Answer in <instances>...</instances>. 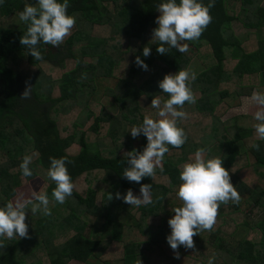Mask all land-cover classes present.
<instances>
[{
  "label": "trees",
  "instance_id": "16d2710c",
  "mask_svg": "<svg viewBox=\"0 0 264 264\" xmlns=\"http://www.w3.org/2000/svg\"><path fill=\"white\" fill-rule=\"evenodd\" d=\"M262 0H215L211 23L200 38L188 41L211 62L196 73L191 88L197 100L185 102L187 118L178 120L187 139L168 145L163 171L140 183L123 178L126 152L141 150L146 137L128 130L155 117L153 96L167 98L158 81L177 70L167 63L172 49L159 54L151 39L160 0H69L68 14L76 22L71 34L53 52L38 45L42 59H34L19 38L26 25L18 12L36 0H4L0 5V206L11 201L18 186L45 174L50 216L26 210L28 238L3 239L0 264H264V141L256 139L253 115L236 113L222 118L238 104L245 89L264 91V6ZM207 4L208 0H203ZM241 23L249 35L237 42L224 33ZM149 46L150 55L142 54ZM139 56L148 65L135 63ZM128 66L119 73L123 59ZM31 86L29 98H21ZM116 107L107 110L103 96ZM111 105V104H110ZM72 116L64 125L58 119ZM197 127L196 133L189 130ZM259 143L260 149L250 145ZM203 148L206 157L222 158L240 194L238 202L220 203L211 230L193 236L194 248L173 250L166 241L176 196L179 169ZM123 151V153H122ZM125 152V153H124ZM33 156V175L24 177L19 164ZM66 156L74 183L71 197L59 204L51 197L55 183L47 177L49 157ZM82 179L83 186L76 185ZM151 184L152 203L139 207L115 196L140 184ZM109 194L112 198L108 199ZM114 253V254H112ZM149 258L156 259L150 263ZM112 261H115L113 263Z\"/></svg>",
  "mask_w": 264,
  "mask_h": 264
},
{
  "label": "clouds",
  "instance_id": "9594fccd",
  "mask_svg": "<svg viewBox=\"0 0 264 264\" xmlns=\"http://www.w3.org/2000/svg\"><path fill=\"white\" fill-rule=\"evenodd\" d=\"M3 3L4 0H0V5ZM214 5L215 0H208L207 4L203 0H160L156 6L159 12L155 18L156 27L151 36L154 43L158 42L157 53L165 54L172 48L186 53L189 46L185 41L200 38L212 21L210 9ZM68 7L69 0H36L34 5L25 3L18 12L19 21L26 25L19 42L26 46L34 59H42L38 45L59 47L71 34L76 18L68 14ZM150 51L149 46H144L143 56H149ZM135 63L144 70L148 68L139 56L135 57ZM195 79V72L182 68L165 74L157 82L162 92L168 94L167 98L162 100L160 96H153L150 104L156 109V118L144 115L141 123L128 130L132 138L143 135L147 142L141 150L133 148L126 152L128 166L123 169V178L140 183L143 177H152L157 168L163 171L162 161L169 151L168 145L180 147L185 143L187 136L178 125V120L187 118V112L183 110L185 102L194 104L197 100L191 88V81ZM30 94L31 86H26L21 98L27 99ZM251 102L257 106L252 127L256 139L264 141V91H254ZM250 146L260 149V144L256 142ZM204 151L203 148L197 149L179 169L180 183L176 186V196L182 203L171 209L173 215L167 220L170 232L166 235V241L173 250L180 246L194 248L193 236L202 230L212 229L220 203L238 202L240 199L239 192L231 182L229 170L222 165V158L206 157ZM32 162V155L25 154L22 157L19 164L22 176L27 178L33 175L30 168ZM68 163L71 161L66 156L49 157L46 174L55 183L51 197L59 204L71 197L74 190ZM139 193L135 195L131 189H127L123 195L116 192L115 196L136 207L153 202L151 184H140ZM111 198L109 194L108 199ZM26 210L32 214L50 216L47 191L33 190L29 198H17L0 206V254L3 253V239L28 238ZM214 260L215 256H210L207 264H214Z\"/></svg>",
  "mask_w": 264,
  "mask_h": 264
},
{
  "label": "rangeland",
  "instance_id": "374dc122",
  "mask_svg": "<svg viewBox=\"0 0 264 264\" xmlns=\"http://www.w3.org/2000/svg\"><path fill=\"white\" fill-rule=\"evenodd\" d=\"M261 5L264 6V0L261 1ZM251 33L248 32L246 28L241 23H235L231 29H229L227 32L224 33V37L226 40L231 41V42H237V38L234 37L237 36L239 39H242L244 36L249 35ZM185 43L188 44L189 50L186 53H180L176 49H172L171 53L168 56L167 63L172 66L174 69L179 70L182 68H187L192 72L197 73L198 71L202 70L206 65L210 64L211 60L208 57H203L201 56V53H197V50L188 42L185 41ZM53 52L56 51V47L52 48ZM129 60L126 58L122 60V62L119 65V73H123V70L128 66ZM262 83L264 86V73L261 75ZM254 91H259L257 88H248L245 89L244 93L236 99L238 101V104L229 107L228 109H225L221 115L222 118H225L227 116H231L236 113H246V114H251L253 115L254 111L256 110V105H254L251 102V95ZM104 101L105 106L107 107L106 109L109 110V112L115 114L117 112V109L115 106H113L112 103L109 102V98H107L105 95L102 98ZM111 104V105H110ZM139 105L144 108L148 109L151 107V104L144 99L140 98L139 99ZM72 116H64L62 115L60 119H58V124L59 125H64L66 123H70L72 121ZM197 127L191 126L189 128L190 131L196 133L198 129H195ZM134 142L136 143V140L133 139ZM123 153V151H122ZM125 153V152H124ZM230 179L231 182L233 183V176L230 174ZM82 179H78L76 182V185L81 187L83 185L81 182ZM44 181H45V174L40 173L39 176L30 179L26 183L18 186L15 190V195L11 198V201H14L17 198H29L31 196V193L33 190L40 191L43 190L44 187ZM139 192H136V195H139ZM114 254V253H112ZM150 263L156 262L154 259L149 258ZM115 263V261H112ZM70 264H104L103 262L101 263L100 261H90V263H82L79 261L71 260L69 262ZM178 264V263H177Z\"/></svg>",
  "mask_w": 264,
  "mask_h": 264
}]
</instances>
